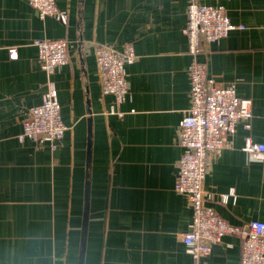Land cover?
Returning a JSON list of instances; mask_svg holds the SVG:
<instances>
[{
  "label": "crops",
  "instance_id": "crops-1",
  "mask_svg": "<svg viewBox=\"0 0 264 264\" xmlns=\"http://www.w3.org/2000/svg\"><path fill=\"white\" fill-rule=\"evenodd\" d=\"M198 1L224 7L238 27L204 44L198 61L218 86L251 99L253 113L251 129L239 123L208 160V205L235 226L264 222V160L244 151L247 137L264 143V0ZM57 5L67 25L42 19L28 0H0V264H80L82 254L83 264H197L181 240L192 206L175 191L178 131L191 106L189 0ZM38 39L65 40L67 63L43 71ZM127 45L137 59L118 105L102 90L96 50ZM51 87L68 127L56 151L19 140ZM231 190L236 198L222 203ZM241 255L240 238L228 235L199 264H240Z\"/></svg>",
  "mask_w": 264,
  "mask_h": 264
},
{
  "label": "built area",
  "instance_id": "built-area-1",
  "mask_svg": "<svg viewBox=\"0 0 264 264\" xmlns=\"http://www.w3.org/2000/svg\"><path fill=\"white\" fill-rule=\"evenodd\" d=\"M28 2L42 19L50 17L68 24V14L58 8V0ZM187 12L184 34L193 59L189 68L191 106L178 131V143L183 153L177 165L175 191L188 197L193 220L189 232L183 234L181 240L187 253L199 264L201 258L208 255L225 236H237L241 240L240 264H264V222L251 221L244 226L228 223L208 205L210 196L204 189L209 158L222 153L239 123L244 129H251L252 100L240 98L235 84L218 86L208 75L207 65L198 61L204 44H219L238 27L231 22L222 6L189 0ZM34 45L43 71L49 73L67 63L68 43L65 40L38 39ZM10 52L11 56H16L15 49ZM136 59L135 49L129 45L121 51L108 46H100L96 50L102 90L114 96L118 105L125 102L129 94L126 69ZM67 130L57 92L51 87L43 102L30 109L19 140H30L36 146L48 145L56 151ZM244 151L254 160H264V143H256L251 137L245 139ZM230 198H236L234 190L220 196L224 204Z\"/></svg>",
  "mask_w": 264,
  "mask_h": 264
},
{
  "label": "water",
  "instance_id": "water-1",
  "mask_svg": "<svg viewBox=\"0 0 264 264\" xmlns=\"http://www.w3.org/2000/svg\"><path fill=\"white\" fill-rule=\"evenodd\" d=\"M80 264H83V254H82V256H81Z\"/></svg>",
  "mask_w": 264,
  "mask_h": 264
}]
</instances>
